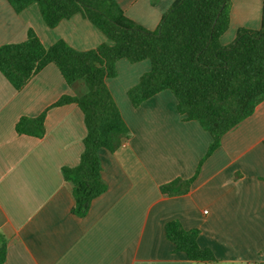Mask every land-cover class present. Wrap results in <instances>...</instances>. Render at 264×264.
Returning <instances> with one entry per match:
<instances>
[{"label":"crops","instance_id":"crops-1","mask_svg":"<svg viewBox=\"0 0 264 264\" xmlns=\"http://www.w3.org/2000/svg\"><path fill=\"white\" fill-rule=\"evenodd\" d=\"M174 1L115 0L127 17L150 30ZM261 12L262 0H231L221 43H231L239 27L259 28ZM29 27L46 47L58 39L78 50L109 42L80 13L48 27L36 3L16 13L0 0V45L24 40ZM149 69L148 59L120 58L117 74L106 79L130 135L114 152L99 149L106 188L83 216L72 212V185L61 174L62 166L77 164L83 150L81 109L75 103L48 108L41 137L19 134L14 126L63 94L85 93V83L67 84L53 63L19 90L0 72V234L7 240L1 264H254L263 259L264 100L223 134L189 190L168 196L160 185L193 176L211 136L197 121L183 119L168 89L131 104L127 90ZM168 220L198 228V244L210 248L217 261H193L174 251L164 233Z\"/></svg>","mask_w":264,"mask_h":264},{"label":"trees","instance_id":"trees-1","mask_svg":"<svg viewBox=\"0 0 264 264\" xmlns=\"http://www.w3.org/2000/svg\"><path fill=\"white\" fill-rule=\"evenodd\" d=\"M7 1L16 13L36 3L48 27L80 13L109 40L86 50L75 49L63 39L46 47L29 27L24 40L0 45V72L17 90L48 63L56 65L67 84L80 79L86 85L85 93L63 94L39 115L21 116L14 126L19 134L41 137L48 108L75 103L81 109L86 128L83 150L77 164L61 167L63 179L72 185L76 215L83 216L91 200L106 188L99 149L114 152L130 135L106 84L107 78L117 74L118 59L150 61V69L127 90L133 106L168 89L183 119L197 121L211 136L193 176L160 185L168 196L186 193L203 160L220 146L223 134L264 100V0L260 27L237 28L233 41L226 45L220 38L229 27L231 0H175L152 30L127 17L115 0ZM164 233L173 250L189 260L217 261L210 248L198 244V228L186 229L178 220H168ZM6 242L0 234V264ZM261 254L263 259L254 264H264V247Z\"/></svg>","mask_w":264,"mask_h":264}]
</instances>
